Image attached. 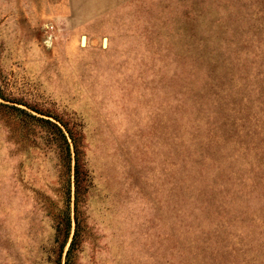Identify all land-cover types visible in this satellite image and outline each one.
<instances>
[{
    "label": "rangeland",
    "instance_id": "1",
    "mask_svg": "<svg viewBox=\"0 0 264 264\" xmlns=\"http://www.w3.org/2000/svg\"><path fill=\"white\" fill-rule=\"evenodd\" d=\"M0 264H264V0H0Z\"/></svg>",
    "mask_w": 264,
    "mask_h": 264
},
{
    "label": "trees",
    "instance_id": "2",
    "mask_svg": "<svg viewBox=\"0 0 264 264\" xmlns=\"http://www.w3.org/2000/svg\"><path fill=\"white\" fill-rule=\"evenodd\" d=\"M70 139L72 141V147H73V177H74V181H75V187L77 185V179H78V170H79V160H78V152H77V148H76V144L74 141V138L72 136H70Z\"/></svg>",
    "mask_w": 264,
    "mask_h": 264
}]
</instances>
